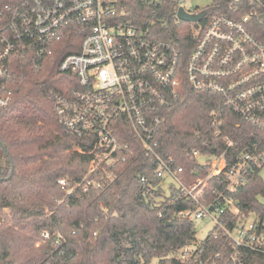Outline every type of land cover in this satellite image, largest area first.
Masks as SVG:
<instances>
[{"label":"trees","instance_id":"1","mask_svg":"<svg viewBox=\"0 0 264 264\" xmlns=\"http://www.w3.org/2000/svg\"><path fill=\"white\" fill-rule=\"evenodd\" d=\"M122 2L128 16L147 28L152 39L176 43L186 61L194 44L189 24L178 26L170 9L154 12L141 0ZM83 37L71 27L55 40L46 58L18 59L11 69V102L0 111V264H232L233 249L222 226L230 230L238 214L227 209L220 225L197 243L195 222L177 215L198 207L176 200L173 188L165 193L158 165L141 148L117 152L113 166L103 163L91 172L94 139L70 135L58 120L52 98L53 93L76 87V77L59 66L79 51ZM221 107L220 98L196 92L184 82L181 97L162 111L160 153L176 159L186 185L207 175L190 155L193 150L224 151V142L211 130L213 113ZM117 135L123 143L136 142L128 130ZM239 136L240 151L258 146L264 155V130L242 124ZM206 141L211 148L204 147ZM263 168L250 172L236 192L226 191L223 178L211 180L208 199L224 193L241 214L264 220ZM61 179L67 180L66 189ZM88 181L92 185L85 192ZM192 245L196 249L189 257L178 259L179 252ZM243 259L264 264L261 253L245 251Z\"/></svg>","mask_w":264,"mask_h":264},{"label":"built area","instance_id":"2","mask_svg":"<svg viewBox=\"0 0 264 264\" xmlns=\"http://www.w3.org/2000/svg\"><path fill=\"white\" fill-rule=\"evenodd\" d=\"M141 1L154 12L170 9L178 26L189 24L194 44L186 61L176 43L152 39L147 28L128 16L122 0H0V111L11 102L8 83L14 62L46 58L56 39L78 28L84 36L79 51L59 66L76 77V87L52 98L58 120L70 135L94 139L91 172L103 163L113 166L117 152L141 148L158 165L162 183L170 182L175 199L198 207L180 212L178 218L210 219L214 229L227 209L238 214L230 230L222 227L233 249L230 262L247 264L245 251L264 254V220L241 214L224 193L208 199L206 189L211 180L223 178L226 191L236 192L250 172L264 166L258 146L240 151L239 136L242 124L264 130V0H213L210 7L196 10H185L187 0ZM181 9L206 15L200 22H184L178 16ZM184 82L223 103L213 113L211 130L224 142V151L190 153L207 172L191 185L179 178L182 169L176 159L160 153L158 138L162 111L181 97ZM229 124L231 130L224 131ZM126 130L135 143H123L117 135ZM211 146L210 141L204 143L206 149ZM107 177L113 179L111 173ZM59 184L66 189L68 182L61 179ZM91 185L86 182L84 191ZM195 249L192 245L180 251L178 259L186 260Z\"/></svg>","mask_w":264,"mask_h":264},{"label":"rangeland","instance_id":"3","mask_svg":"<svg viewBox=\"0 0 264 264\" xmlns=\"http://www.w3.org/2000/svg\"><path fill=\"white\" fill-rule=\"evenodd\" d=\"M213 0H187L184 2L183 7L185 10H196L198 8H207L212 5ZM261 175L264 179V168L263 171L261 172ZM162 187L165 191L166 194L170 193V182H163ZM260 201L264 203V198L261 197ZM196 224V231H197V236H196V241L197 243H201L204 241L209 233L212 231L214 227V222H212L210 219H203V220H198L195 222Z\"/></svg>","mask_w":264,"mask_h":264},{"label":"water","instance_id":"4","mask_svg":"<svg viewBox=\"0 0 264 264\" xmlns=\"http://www.w3.org/2000/svg\"><path fill=\"white\" fill-rule=\"evenodd\" d=\"M206 13L205 12H202L198 15H189L187 14L184 10H180L179 11V18L184 21V22H193V23H196V22H200L204 17H205Z\"/></svg>","mask_w":264,"mask_h":264}]
</instances>
